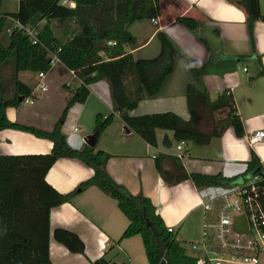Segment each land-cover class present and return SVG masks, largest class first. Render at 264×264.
Masks as SVG:
<instances>
[{
	"label": "trees",
	"instance_id": "16d2710c",
	"mask_svg": "<svg viewBox=\"0 0 264 264\" xmlns=\"http://www.w3.org/2000/svg\"><path fill=\"white\" fill-rule=\"evenodd\" d=\"M17 0V9L0 14V33L5 17H11L23 26L37 28V43L31 44L27 36L13 29L7 45L0 43V130L15 129L46 139L51 148L45 154H0V264H51L48 253L50 208L68 202L78 191L94 186L113 199L117 209L126 218L127 225L119 240L139 236L147 264H197L198 259L187 253L176 240L175 233L168 232L152 202L141 194L131 195L106 173L104 166L110 155L84 144L79 149L67 145L61 132L67 109L81 103L88 95L87 85L102 80L108 86L112 113L94 116L93 133L98 135L111 121L114 113L124 128L135 133L145 143L156 144L157 129L172 133L173 140L194 145H207L231 128L236 137H242L243 128L228 90H222L210 98L208 92L195 85L205 74L222 75L237 65L253 68L254 76L263 78L264 69L259 58L253 61L247 56L218 57L210 53L205 63L189 60L188 70L193 82L184 90L188 119L183 120L173 112H158L132 116L129 112L146 97L155 96L166 77L171 73L178 51L162 32H157L159 53L151 59H134L125 51L134 46L135 40L127 31L134 21L156 19L158 0ZM245 16L247 31L252 43V24L264 21L258 10L257 0H228ZM94 11H97L96 15ZM96 16V17H95ZM175 21L188 29H195L196 22L188 16H178ZM54 30L61 32L56 36ZM107 42H113L108 45ZM60 65L75 74L78 85L65 100L62 110L50 130L29 127L7 119L6 108H17L22 99L31 97L35 83L18 78L19 72L47 73L49 52L55 51ZM221 116L215 118V115ZM206 118V120H205ZM207 121V123H206ZM207 126V127H206ZM164 144L167 140L164 139ZM244 163L245 175L259 167V160L250 150ZM58 158L81 161L92 171L72 191L56 192L45 180L46 171ZM168 160L171 171H163L161 162ZM175 156L158 155L153 166L167 185L189 180L196 189L230 186L235 180L220 173L206 175L186 173ZM240 181V180H239ZM52 238L68 252L82 254L84 244L73 232L55 228ZM91 264L115 263L99 257Z\"/></svg>",
	"mask_w": 264,
	"mask_h": 264
},
{
	"label": "crops",
	"instance_id": "0c3cea01",
	"mask_svg": "<svg viewBox=\"0 0 264 264\" xmlns=\"http://www.w3.org/2000/svg\"><path fill=\"white\" fill-rule=\"evenodd\" d=\"M73 7L72 2L62 1ZM260 14H264V0H257ZM157 24L151 19L132 22L127 31L134 38L135 45L125 48L134 59H151L159 53L156 33L162 32L178 51L171 73L164 80L159 92L138 102L129 114L132 116L173 112L181 119H188L184 90L192 83L188 70L189 60L205 63L210 53L218 57L247 56L253 61L259 58L264 69V21L256 20L252 24V43H250L244 13L228 0H158ZM17 9V0H0V14L12 13ZM97 11H94L96 15ZM178 16L191 17L196 22L195 29H188L175 21ZM96 17V16H95ZM14 29V20L5 17L0 43L7 45ZM237 65L232 71L222 75L205 74L197 86L203 87L208 94L228 90L236 113L243 128L242 137H236L231 128H227L220 137L210 139L217 155L210 151L192 150L184 146L179 163L186 173L197 172L206 175L220 173L222 176L237 174L249 160L250 150L259 162H264V140L253 145L247 143L248 133L264 130V79L243 76ZM246 68V65H244ZM52 75V78H48ZM50 86L58 83L64 92H59L58 104L70 96L78 85L73 72L57 64L46 74ZM18 78L24 82L38 80L35 73L19 72ZM263 81L261 84V82ZM49 89H47L49 91ZM88 95L81 103L72 104L66 111L60 127L66 143L74 149L81 148L87 135L93 133L94 116L102 117L112 113L106 82L99 80L87 85ZM48 91L32 96L31 104L17 108H6L9 121L50 130L63 108L47 118L46 112L52 103ZM56 118V119H55ZM156 144L145 143L132 131L124 128L117 115L112 114L110 123L95 137L93 149L102 150L110 155L104 169L106 173L131 195L141 194L147 197L160 215L165 227H175V240L194 244L201 241L202 211L199 202L205 198L203 193L209 187L196 189L189 180L174 185L162 181L153 166V160L160 155L175 156L177 152L172 133L157 129ZM164 139L167 144H164ZM186 144V143H185ZM51 148L46 139L15 129L0 130V154H45ZM168 160L161 162L163 171H171ZM92 171L81 161L71 158H58L45 173L46 182L58 193L72 191L80 182L86 180ZM49 240L48 253L51 264H91L99 257L115 263L132 264L129 256L131 239L119 240L127 225L126 218L120 213L113 199L94 186L75 193L68 202L50 208L48 213ZM64 228L75 233L83 242L82 254L68 252L51 236L53 229ZM147 263V262H146Z\"/></svg>",
	"mask_w": 264,
	"mask_h": 264
},
{
	"label": "built area",
	"instance_id": "2783aa9c",
	"mask_svg": "<svg viewBox=\"0 0 264 264\" xmlns=\"http://www.w3.org/2000/svg\"><path fill=\"white\" fill-rule=\"evenodd\" d=\"M154 25L156 19H151ZM14 28L21 30L27 36L31 44L37 43V28L35 26H23L14 20ZM108 45L113 42H107ZM49 52V69L59 63L56 52ZM245 71V68H242ZM71 72V71H70ZM46 73L38 72V80L31 90V97L22 99L21 103L31 104L35 89L39 93H45L48 89L44 82ZM247 143L253 145L264 140V130H254L247 135ZM185 142L180 140L175 148L181 159V150ZM259 170L260 173H254ZM251 172V177L237 180L230 186L221 187L222 192L210 199L201 198L199 205L202 211L201 230V255L197 264H264V162H259V167ZM245 171V165L239 172ZM237 174L223 176L227 179L235 178ZM243 215L247 227L246 233L238 234L233 231L231 225L234 216ZM168 232H173L171 226H167ZM197 250L196 245H194Z\"/></svg>",
	"mask_w": 264,
	"mask_h": 264
},
{
	"label": "rangeland",
	"instance_id": "374dc122",
	"mask_svg": "<svg viewBox=\"0 0 264 264\" xmlns=\"http://www.w3.org/2000/svg\"><path fill=\"white\" fill-rule=\"evenodd\" d=\"M60 33L61 32H59L58 30H56V31L54 30V34L56 36H58V35L62 36ZM241 74L243 76H246V77H248V76L252 77L255 74V70L253 68H248V72L246 74H243V73H241ZM48 78L51 79L52 78V75H50ZM48 78L45 77L44 78V82L46 83V85H47V87L49 89ZM259 82H261V84H263L262 83L263 81H259ZM34 91L37 94V96H41L40 95L41 93H39V90L38 89H35ZM59 92H64V90L61 88V86L58 83H55V84H53V85L50 86V89L48 91V94L51 95L52 103L49 104V107H48L49 109L46 112V117L45 118L48 117V119H49V117L51 116V114L52 113L54 114V110L56 109V106H57V112L55 114L56 115L55 117H57V113H59V111H60V107H61L60 105L62 103L64 104L63 100H61L59 102V105H57L58 104V98H59ZM214 95H215L214 93H209L210 98H213ZM220 116H221L220 114L215 115V118H218ZM205 120H206V118H205ZM206 123H207V121H206ZM215 142L216 141H212L211 145H209L208 147H206L205 145H203V146L194 145V144H192L190 142H187L185 144V146L187 145L188 148H190L192 150L194 149V150H200V151H210V153L212 155H217L216 149L213 146L215 144ZM258 172H260V171L257 170V173ZM250 177H251V173H247L245 175V179H249ZM239 180H241V176L238 177L237 184H241V181H239ZM222 190H223V188H221V187H209L207 190L204 191L203 195H204L205 198L210 199L212 197L217 196L219 193L222 192ZM173 229L175 230V227H173ZM184 241H186V240L179 241V244L182 247H184V249H185V251L187 253L190 254L191 253V249H190L191 248V243L184 242ZM194 244L196 245L197 250H195L193 252V255L196 258H198L201 255V244H200V240L197 241V242H195ZM129 256H130V259L132 261V264H147L146 263V260H145V257H144V254H143V249H142V245H141L140 238L137 235L134 236L133 239H131Z\"/></svg>",
	"mask_w": 264,
	"mask_h": 264
},
{
	"label": "water",
	"instance_id": "95a60500",
	"mask_svg": "<svg viewBox=\"0 0 264 264\" xmlns=\"http://www.w3.org/2000/svg\"><path fill=\"white\" fill-rule=\"evenodd\" d=\"M21 101H22V97H18L17 102H21ZM96 135H97L96 132H94L90 135H87L84 139V143L90 147H93ZM255 173H257V170H255L253 174H255ZM258 173H260V172H258ZM231 227H232L233 231L238 233V234L246 233L247 227H246L244 216L243 215L234 216L233 220H232Z\"/></svg>",
	"mask_w": 264,
	"mask_h": 264
}]
</instances>
